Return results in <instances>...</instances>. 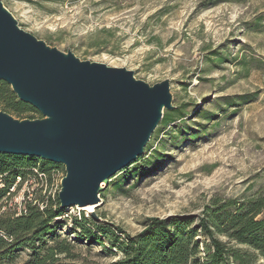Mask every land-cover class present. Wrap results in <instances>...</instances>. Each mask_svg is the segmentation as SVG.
<instances>
[{"label":"rangeland","instance_id":"374dc122","mask_svg":"<svg viewBox=\"0 0 264 264\" xmlns=\"http://www.w3.org/2000/svg\"><path fill=\"white\" fill-rule=\"evenodd\" d=\"M1 2L21 29L51 47L83 61L126 68L149 85L169 80L172 105L185 112L183 121L156 136L154 131L140 158L146 167L141 178L120 188L114 181L102 185L92 212L64 210L59 238H47L54 264H109L121 256L110 243L74 240V217L93 213L96 223L133 236L147 220L201 218L213 201L242 199L264 187V0ZM183 125L198 131L197 137L181 138L177 127ZM64 175L63 166L55 170L45 195H58ZM43 190L40 182L22 185L5 209L19 210L22 200ZM59 246L64 253H57ZM32 253L19 251L0 264H27Z\"/></svg>","mask_w":264,"mask_h":264},{"label":"water","instance_id":"95a60500","mask_svg":"<svg viewBox=\"0 0 264 264\" xmlns=\"http://www.w3.org/2000/svg\"><path fill=\"white\" fill-rule=\"evenodd\" d=\"M1 81L41 118L0 112V154L62 165V210L96 206L111 178L143 155L164 111L174 108L169 80L149 85L126 68L51 47L21 29L0 0Z\"/></svg>","mask_w":264,"mask_h":264},{"label":"trees","instance_id":"16d2710c","mask_svg":"<svg viewBox=\"0 0 264 264\" xmlns=\"http://www.w3.org/2000/svg\"><path fill=\"white\" fill-rule=\"evenodd\" d=\"M222 1L231 0H213L212 4ZM212 55L219 57L216 53ZM0 112L19 120L41 118L37 110L19 101L10 86L2 81ZM184 117V108L165 112L154 136L177 119L183 121ZM177 128L181 138L197 137L198 131H189L184 125ZM141 157L109 182L114 181V186L120 188L130 179L141 178L146 170L144 165H139ZM152 160L146 165L152 164ZM56 169L62 166L34 157L0 154V177L4 178V187L0 189V260L10 261L17 252L30 250L33 259L27 264H54L55 251L47 246V238L58 239L57 228L64 223L63 219L59 220L64 210L59 206L58 195L51 197L35 191L32 199L24 200L20 211L2 210V206L8 204L4 199L17 178L22 183L27 179L40 182L38 174H44L48 185ZM146 222L140 233L131 236L121 229L96 223L93 217H74L70 234L78 242L103 247L110 243L121 256L109 264H264V187L242 199L213 201L201 218L177 216ZM65 250L59 246L57 253ZM106 253L112 255L113 251L108 249Z\"/></svg>","mask_w":264,"mask_h":264},{"label":"built area","instance_id":"2783aa9c","mask_svg":"<svg viewBox=\"0 0 264 264\" xmlns=\"http://www.w3.org/2000/svg\"><path fill=\"white\" fill-rule=\"evenodd\" d=\"M38 178L40 179V183H41V186L43 187V191H44V193L43 194H45V191H46V189H45V187H47V184H46V177H45V175L44 174H38ZM32 181H34L33 179H27L26 181H24L23 183H22V180H21V178H17L16 179V181H15V183L13 184V185H11L10 186V188L8 189V192H7V197L4 199V203L5 204H7L9 201H10V197H12L16 192H17V190H19V188L22 186V185H27V184H29V183H32ZM4 187V178L3 177H0V189H2ZM9 201H8V200ZM23 202H24V200H22V202H21V204H20V209L18 210V211H20L23 207H22V205H23ZM41 207H43V206H41ZM5 209V205L4 206H2V210H4Z\"/></svg>","mask_w":264,"mask_h":264},{"label":"bare ground","instance_id":"6f19581e","mask_svg":"<svg viewBox=\"0 0 264 264\" xmlns=\"http://www.w3.org/2000/svg\"><path fill=\"white\" fill-rule=\"evenodd\" d=\"M85 210H87L88 212H92L94 210V205H89L85 207Z\"/></svg>","mask_w":264,"mask_h":264}]
</instances>
